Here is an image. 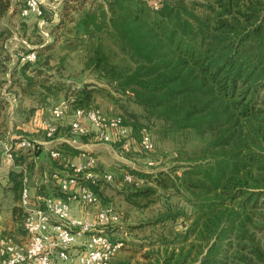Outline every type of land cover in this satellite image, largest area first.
<instances>
[{"label":"trees","instance_id":"16d2710c","mask_svg":"<svg viewBox=\"0 0 264 264\" xmlns=\"http://www.w3.org/2000/svg\"><path fill=\"white\" fill-rule=\"evenodd\" d=\"M86 1L62 0L58 20L50 25V39L46 43L38 39L35 60L15 62L12 74L21 70L28 83L23 93L35 94L37 82L26 69L35 62L47 64L49 55L43 60L41 51L56 44L80 49L85 68L99 74L112 91L90 83L71 89L59 100H65L71 111L98 107L92 102L99 93L117 102L116 92L140 108L134 113L121 104L127 117L118 115L135 136L142 127L150 133L153 126L159 139L187 140L190 135L198 139L188 163L178 168L180 175L176 169L154 173L126 167L114 174L97 172L94 182L86 181L102 206H113L103 184L117 178V183L124 182L122 197L135 207L154 202L160 190L184 196V205L154 221L177 224L180 219L182 229L162 237L137 262L115 258L125 245L118 239L123 246L110 264H264V0H158L157 9L149 0ZM11 4L0 0V17ZM43 12L46 18L44 8ZM105 40L114 44L121 60L105 52ZM7 66L0 61V73ZM46 88L61 86L50 82ZM3 126L2 121L0 139L9 129L13 133L8 139L14 145L16 168L9 171V188L18 199L23 173L17 166L30 164L41 149L16 147L28 132ZM60 128L53 139L62 135L96 140L91 133L74 135L69 126ZM112 145L119 148L121 143ZM55 148L61 157L78 152L66 142ZM51 159L56 166L59 159ZM126 174L132 181L125 180ZM10 212L4 225L8 232H3L20 241L26 234L23 208L15 203Z\"/></svg>","mask_w":264,"mask_h":264},{"label":"rangeland","instance_id":"374dc122","mask_svg":"<svg viewBox=\"0 0 264 264\" xmlns=\"http://www.w3.org/2000/svg\"><path fill=\"white\" fill-rule=\"evenodd\" d=\"M23 1L11 0V10L9 9L0 17V48L10 38L8 42L10 50H0V61H6L7 67H11L7 79L5 73H0V123L4 122L2 129L12 128L18 132H23L25 126L32 121V124L36 125L38 116L44 114L51 105L56 104L71 89L90 83L112 91L111 85L102 80L103 78L99 74L93 72L92 69L85 68L82 50L71 51L56 44L50 51H41L40 56L43 60L49 55L47 64L39 66L38 62H35L26 69L27 76H33L37 83L33 88L35 94L23 93V87H26L28 83L22 76L21 70L17 69L12 74V67L17 61L15 54L18 55L19 52L24 50L21 40H26L36 47L39 43L38 39L41 37L38 33L37 18L34 15L27 18H22L19 15L18 10ZM61 1L43 0V8L46 11L45 16L47 19L54 18V11L58 16V11L62 8ZM100 1L102 0H87L86 2L90 4ZM47 29L49 31L50 25ZM66 35L71 37L72 34L70 31H66ZM104 48L106 53L113 55L115 61L122 59V56L110 41H104ZM41 81H44V84L41 85ZM45 81L47 82L45 83ZM50 82L60 85L61 89H47L46 86ZM36 91H39V94ZM39 96L43 98L39 99ZM114 96L117 98V102H115V99H110L100 93L95 94L92 104L97 105L108 115L121 114L126 116L120 107L121 104L126 105L130 112H140V108L132 103L129 98L119 97L116 92H114ZM149 131L153 140V150L148 152L140 150L138 145L139 135L137 137L132 133V139L135 141H132L129 151L121 149L120 146L119 148L115 147L112 151L102 149L99 152H94L93 154L97 158L94 171L102 172L106 170L114 174L116 171L123 172L122 170L126 167H132L139 171L157 173L160 170L171 171L176 169V174L180 175V169L178 168L188 163L187 157L194 150L198 139L193 135H190L187 140L180 137L176 139H159L154 133L153 126L149 128ZM42 149L43 146L36 155L37 157L30 159V164L26 163L33 180L34 178L40 179L42 172L45 170L48 172L51 166H55L52 165L50 155L44 150L42 152ZM63 157L65 158L64 161L69 159L68 156L63 155ZM150 160L154 161L153 165L147 163ZM117 179L119 180V178ZM116 180L104 183L105 192L103 191V193L107 199L110 198L107 201L112 202L115 209L121 214V220L119 224L106 227L105 232L110 239H121L125 244L115 258L137 262L142 260V253L153 248V244H157L162 237H170L173 231L182 229L180 219L177 224H173L171 220L154 221H157L156 218L160 215H165L164 213H167L168 210H174L184 205V199L182 198L184 196L180 192L172 193L171 191L160 190L154 202L152 201L147 206L135 207L121 195V184L124 182L117 183ZM52 187L55 188L56 186L52 185ZM41 194L46 195V192ZM15 203L19 204V198L15 199L14 193L0 184V219L8 216L10 208ZM4 230L0 226V238L9 234H6L7 229L5 233ZM1 232L4 234L2 235Z\"/></svg>","mask_w":264,"mask_h":264},{"label":"built area","instance_id":"2783aa9c","mask_svg":"<svg viewBox=\"0 0 264 264\" xmlns=\"http://www.w3.org/2000/svg\"><path fill=\"white\" fill-rule=\"evenodd\" d=\"M149 3L154 9L159 7L158 0H149ZM18 12L22 18L34 15L37 18L38 33L44 43L50 39L47 27L56 22L58 17L56 11L50 21L44 17L43 0H24ZM9 41L10 38L3 43L6 51L10 50ZM21 44L24 50L15 54L17 61H34L35 46L26 40H21ZM10 71L11 67L5 70L6 79ZM69 115L68 124L74 135L91 133L102 142H120L125 151H129L132 141H135L132 139V128L124 124L120 116L108 115L99 107L76 108L71 111L69 104L61 100L37 118V127L44 131L45 139L21 136L15 143L16 147L33 151L41 149V146L53 140L59 122ZM9 135L7 131L5 138L0 139V166L13 164L14 145L9 141ZM138 145L145 152L153 149V140L146 127L140 129ZM48 152L52 158L62 159L60 151L55 147L49 148ZM147 163L153 165L154 161ZM63 164L70 172L59 180L62 190L66 192L62 198L53 195L31 196L28 172L25 168L21 169L23 177L19 204L25 214L23 228L26 234L20 241L10 236L0 238V264H110L123 246L121 241H113L105 232L106 227L120 223L121 214L112 205H99L95 192L86 183L94 182L98 176L94 171L97 164L95 155L83 151L77 155L76 160H65ZM52 176L57 178V173ZM103 177L110 180L111 174L104 173ZM132 179L131 174L125 175L126 181ZM72 202L92 206L95 208L94 213L87 209L83 216H73Z\"/></svg>","mask_w":264,"mask_h":264},{"label":"crops","instance_id":"0c3cea01","mask_svg":"<svg viewBox=\"0 0 264 264\" xmlns=\"http://www.w3.org/2000/svg\"><path fill=\"white\" fill-rule=\"evenodd\" d=\"M11 10V8H10ZM70 116L69 115L66 119L62 120L59 122V126H61L60 130H64L66 128V126H69V120H70ZM67 120V121H65ZM39 126V124L37 123L36 125L30 123L29 125L25 126L24 130H27V136H32L35 137L36 139L39 140H44L45 137L43 135L42 129L37 127ZM10 132V137H12L11 130H8ZM8 136V138H9ZM72 141V139H70L69 137L66 136H58L55 139H53L51 142H48L47 144L43 145V149L42 152L44 150V152H47V154H49L48 149L51 147H56L59 144L66 142L70 145H72L73 147L78 149V152H75V154H72L69 156V159H73L76 160L77 159V155L83 151H87V152H99L102 149H105L107 151H112L114 150V147L112 145V143H106V142H102L99 140H94L93 138H91L90 140H88L87 142H83L79 139H76L75 142H70ZM58 144V145H56ZM42 148V146H41ZM37 157V156H36ZM35 158V157H34ZM33 158V159H34ZM62 159H59L56 163V166L54 167H50L49 171L47 172V170H45L44 172H42L40 179H32L31 177V172L29 171V169L27 168L26 164H22L20 166H17L19 169H23L25 168L26 171L28 172L29 175V186L31 189V196H46V195H53V196H57V197H64L65 193L60 185V178L66 176L67 174H69L70 170L65 168L63 162H64V157H61ZM68 160V159H67ZM14 163V162H13ZM16 168L14 164H6L4 166H0V184L2 186H4L7 190L11 189L9 188L11 185V182L9 180V171ZM53 173H57V178L53 177ZM52 185L55 187L53 188ZM42 191V192H41ZM46 192V195H43L41 193ZM87 209L91 210L92 213H94V207L92 206H85L79 202H72L71 203V213L73 216H83L85 214V212L87 211ZM9 216V217H8ZM6 217L1 218V224L0 226H2V229H5V223L9 222L10 216H11V212L9 210V214ZM8 231V229H7ZM2 233V232H1Z\"/></svg>","mask_w":264,"mask_h":264}]
</instances>
